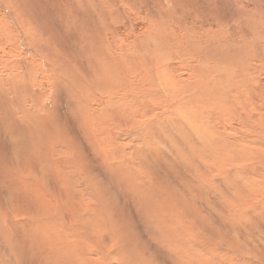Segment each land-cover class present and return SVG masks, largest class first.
I'll use <instances>...</instances> for the list:
<instances>
[{
    "label": "bare ground",
    "instance_id": "bare-ground-1",
    "mask_svg": "<svg viewBox=\"0 0 264 264\" xmlns=\"http://www.w3.org/2000/svg\"><path fill=\"white\" fill-rule=\"evenodd\" d=\"M52 5L59 13L70 0H30L22 22L0 0V126L10 129L0 132V264H155L142 251L155 243L166 255L156 264H261L226 254L205 208L220 204L233 225L264 223V113H256L264 94L245 93L264 81V31L254 24L259 44L232 48L203 31V46L180 54L187 78L170 73L178 68L173 53L174 67L155 50L157 64L134 65L145 78L136 68L124 78L109 63L116 52L97 54L84 31L73 36L89 48L83 67L74 60L81 46L76 56L57 54L64 49L52 39L62 38L50 26ZM24 23L26 40L17 31ZM71 24L76 33L74 16ZM171 37L182 39V30ZM63 85L82 144L53 120ZM86 157L87 169L76 164ZM42 175L64 189L70 209L41 185ZM243 228L264 243V225Z\"/></svg>",
    "mask_w": 264,
    "mask_h": 264
},
{
    "label": "rangeland",
    "instance_id": "rangeland-1",
    "mask_svg": "<svg viewBox=\"0 0 264 264\" xmlns=\"http://www.w3.org/2000/svg\"><path fill=\"white\" fill-rule=\"evenodd\" d=\"M2 1L5 3V7H8L10 4L15 6V9L9 8V11L16 12L23 22L21 17H24L28 11L30 0ZM206 3L210 4L208 9H205ZM57 10V6L52 5L48 11L51 16L50 26L53 33L62 35L60 40L52 36L53 42L58 43L64 49L60 51L55 46L58 49L56 50L57 54L72 53L73 56H76L79 52L77 46H81L82 49L74 60L77 68L83 67L84 65L80 60L89 61V57H87V50L89 48L84 43H81L80 38L79 40L73 39V36L80 31H84L90 36V41L93 42L90 48L93 46L92 49L95 48L94 51L97 54L107 55L108 57L109 53L116 52L118 60L109 63L113 67L118 68L120 76L124 78H128L130 74L134 73L132 70L135 68L138 72L141 71V76L143 75L145 78L147 70H142L141 66L137 67L134 65H136V60H143L150 65L157 64L153 59V55L150 54L153 50L159 54V59H168L169 61L166 63L169 66H173L171 64V53H173V56H176L173 62H177V65L174 66H178L179 69H172L170 73L181 74L180 77H186L187 72L185 67L188 60L184 58L183 63V58H179L180 54L188 50L198 51L203 46L202 40L207 39L203 31L210 32L215 37V43L224 42L230 48L251 44L253 46L258 45L259 42L254 41L251 37L252 32H254L252 28H256L254 24L259 26L258 32L261 29L264 31V0H70L69 7L64 8L59 13H57ZM0 13H2L1 10ZM72 16H74L77 24L75 25L76 33L74 25L71 24ZM249 21L254 22H251L254 27L247 24ZM54 22L57 25V29L52 27ZM226 24L229 25L228 28H226ZM24 25L25 28L17 31L22 32L26 40V36L31 37L32 35L26 28L25 23ZM220 27L227 29V31L218 32L217 28ZM177 29L182 30V39L177 40L175 37H171V32H176ZM169 39H172L171 43L168 41ZM239 39L242 40L237 42ZM25 40L20 43L22 44ZM205 45L207 46V44ZM174 46L178 48L174 49ZM165 52L167 53L166 57L164 55ZM22 54H24L23 51ZM149 72L151 73V71ZM70 92L69 86H62V92L58 95V110L53 108V120L54 122L57 120L58 124L64 128L65 133H70L69 136L74 144L76 139L82 144L84 136L76 124L79 119L76 117V107L73 103V97L68 95ZM258 92L264 94V81L259 83V86L258 84L250 85L245 93L251 99L252 97L259 96ZM26 97V95L23 96V100ZM138 106L142 105L138 103ZM147 108V106L144 107L147 115H153L152 111H148L153 108ZM200 109L201 106L198 107V110ZM256 111V113H264V109H257ZM232 113H235L234 110H232ZM3 131H10V129H4L0 126V132ZM23 134L28 135L27 133ZM21 135L16 136L15 143L21 142ZM18 159L19 156L17 163H22V159ZM90 161V158L86 157L84 161H76V164L83 165L84 169H87ZM10 164L5 163L7 168L10 167ZM42 178L40 180L41 185L46 190L52 192L58 201L62 203V206L65 207L66 205L70 209L71 202L64 197L62 198V191L64 189L60 190L57 182H52L44 175H42ZM231 186L238 194L247 192V190L239 188L238 185ZM235 187L237 190H235ZM116 208L119 209L121 207L117 206ZM205 209L206 211H210V215L206 217V221L211 222L212 225H216L213 233L221 234L220 236L225 241L226 247L231 250H228L226 254H230L231 256L235 254H242L246 257L254 256L256 262L264 264V243L257 239L259 238L257 232L254 231L257 234L254 235V238L251 236L252 234H248L243 228L245 225H250V227L253 225L254 228L259 229L264 225L262 221L258 220L256 223H253L251 220H248L247 224L238 225L236 223L233 225L228 223V214L220 204H215L213 207L206 206ZM127 217V220L129 219L127 225L130 227L133 223L132 216ZM259 223L261 226L257 228L260 225ZM138 231L135 228L134 234H142ZM138 240L143 241L139 237ZM157 245V243L152 245L147 244V246L144 244L146 248L142 250L143 257L155 264L156 262L163 263L166 257L164 252H159L161 249L158 251Z\"/></svg>",
    "mask_w": 264,
    "mask_h": 264
}]
</instances>
